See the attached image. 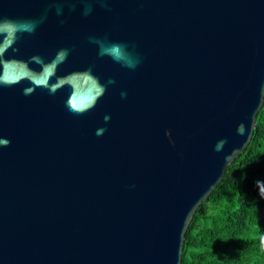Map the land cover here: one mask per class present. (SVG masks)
<instances>
[{"label": "water", "instance_id": "95a60500", "mask_svg": "<svg viewBox=\"0 0 264 264\" xmlns=\"http://www.w3.org/2000/svg\"><path fill=\"white\" fill-rule=\"evenodd\" d=\"M263 104L264 0H0V264H180Z\"/></svg>", "mask_w": 264, "mask_h": 264}, {"label": "trees", "instance_id": "16d2710c", "mask_svg": "<svg viewBox=\"0 0 264 264\" xmlns=\"http://www.w3.org/2000/svg\"><path fill=\"white\" fill-rule=\"evenodd\" d=\"M180 264H264V104L249 144L197 208Z\"/></svg>", "mask_w": 264, "mask_h": 264}, {"label": "clouds", "instance_id": "9594fccd", "mask_svg": "<svg viewBox=\"0 0 264 264\" xmlns=\"http://www.w3.org/2000/svg\"><path fill=\"white\" fill-rule=\"evenodd\" d=\"M220 143H224V141H221Z\"/></svg>", "mask_w": 264, "mask_h": 264}]
</instances>
